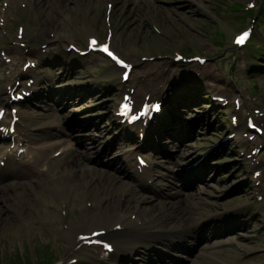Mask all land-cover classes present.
Here are the masks:
<instances>
[{
  "label": "rangeland",
  "instance_id": "1",
  "mask_svg": "<svg viewBox=\"0 0 264 264\" xmlns=\"http://www.w3.org/2000/svg\"><path fill=\"white\" fill-rule=\"evenodd\" d=\"M84 1V3L79 2L77 5L73 0H65L63 10L65 14L63 15L59 12L54 13L52 6H47L42 16H39L38 19L35 18V22L39 25H45V28L54 27L57 30H62L61 36L76 31L77 40L81 43H84L85 38L89 37L90 25L93 32L104 37L110 23L112 25L116 23V35H113L114 43L121 51L136 58V67L139 73L143 71L148 74L153 73V65L157 63L152 64L150 59L142 60L137 56L136 51L146 53V56H156L159 52H172L174 48L185 50L186 48H194L198 51L201 49L213 57L210 60V65L205 69L199 66L195 67V65H187L188 67H195L191 73L200 76V80L203 81L201 85L205 83L211 94L222 91L230 97L221 104L215 101L211 108H208L210 97L206 98L203 95V92L207 90L201 91L199 88L193 87L184 89L176 81L174 75L178 72L177 69L181 63L172 65V67L167 66L171 74L166 79L165 85L172 92L170 96L171 105L175 100L180 103V108L170 107L174 123L170 118V113L165 116L170 132L166 136V141L171 140L168 150L170 153H174L176 148L179 149L178 152H175L174 159L170 157L169 159L179 169L186 163H199V155L211 148L205 157V165H201L203 175L199 183L195 184L196 189L201 187L207 189V194L204 195L211 205L218 204L221 200L227 201L229 204L244 201L245 198L237 191L220 197L219 195L215 196V194H217L218 188L225 191L238 180L240 184H247L244 179L247 172L245 153L241 152L244 146L241 147L239 142L231 136L230 127L232 126L229 123L231 115L233 113L237 115V120L234 122L239 125L245 123L246 116L249 114H255L256 117L264 120V66L263 68L257 67V62L250 60L249 50L237 49L235 50L236 54L233 46V36L253 22L251 9H255V7H251V3L258 4L260 0H137L136 5L131 4L124 9V0H115L117 1L115 2L116 6H119V11L114 12L115 17L113 18L111 15V19H107L105 16L106 0L102 1V4L95 2L92 6H89V0ZM127 8L126 12H121ZM254 15L259 20L255 12ZM258 30L261 29L258 28ZM256 39L258 42H264V39H260L258 36ZM263 42L261 43L263 44ZM251 45L253 46V43ZM74 57V55L67 56L65 63L63 61L58 63L56 60L55 66L57 63L61 65L56 71H61L64 67L67 69L66 74L59 76V79L55 76V80L59 82L58 94L53 96V98L57 97L53 102L49 101L51 104L57 102L59 96L64 94L62 91L68 90L62 100L67 103V109L61 108L59 110L54 103L52 107H49H54L55 116H53V110L48 109L47 103L44 107H39L40 111L37 112V115L46 118L53 116L56 119H61V114L62 119L60 121L67 129H71L73 124L80 125L82 123L81 121L79 123L81 117L92 116L94 114H89L96 113L97 109L105 108L110 101L113 103L115 98L111 95L115 94L114 91L117 90L114 85L110 86V84L108 86L103 84L106 88L103 87L102 82H99L100 79L94 82V77L103 78L104 73L111 71V69L105 68L103 59L96 58L93 61L78 62L76 59L73 60ZM159 61L154 69L157 67L160 69L163 60ZM262 64L264 65V63ZM249 66L251 74L247 72ZM164 67L166 69V66ZM157 72L158 70L155 73ZM147 80L148 77L142 83L147 82ZM235 98H239L245 106L241 112L235 108ZM93 103L98 107H93ZM62 105L65 104L62 103ZM219 106H221L222 113L218 109ZM257 111L258 113H256ZM241 117L242 119H240ZM103 143L105 144V141ZM216 148H220L221 151H216ZM257 156L260 157L261 161H264V151ZM158 159V157L155 158L156 161ZM112 179L111 176L103 179L105 186L111 187L110 191L102 190L103 187L98 185L93 190L84 192L81 200L79 201L78 198L76 205L67 209L66 215L60 212L58 208L51 205L46 206L40 199L32 197L35 206H33V210L29 209L31 211L26 213V219H29H27L25 226L17 217L19 212L12 208L8 209V206H5L7 203L3 205L0 201V208L5 209L0 215V221L2 216L4 218L0 223V264H42L49 262V260L62 259V256H65L63 254L67 246L63 234L69 229L72 231L67 222L85 217L87 213L85 204L88 201H99L100 197L104 196L102 194L108 196L111 192L115 194V197L112 198L113 201L120 202L118 199L121 198V194H125V189L118 188L120 183ZM211 183L217 184L211 188ZM115 190L119 192H115ZM20 194L22 193L19 189ZM9 196V204L12 206L16 200L20 201V199H16V196H14L15 199H11L12 195ZM26 199L28 198H23L22 201ZM151 201L152 203L149 204L155 203V200ZM171 202L175 205L179 204L174 214L179 209L185 212V209L188 208L184 198ZM37 203H41L43 208ZM129 204L133 207L136 206L134 203ZM112 205L115 206V204ZM130 205L125 204L131 209L132 206ZM153 206L157 209L161 208L159 205L154 204ZM207 207V210L211 209L209 206ZM186 213L190 218L193 211L186 210ZM94 214L93 212V216ZM202 215L204 214L199 212L197 218H201ZM109 217L112 220L110 214ZM43 219L46 220L42 221ZM79 226L82 224H75L74 229H78ZM15 228H18L19 232L15 233ZM258 228H260L259 220L258 224L253 225L251 229L256 234ZM259 245L260 243L255 242L254 245L249 244L248 246L253 248Z\"/></svg>",
  "mask_w": 264,
  "mask_h": 264
},
{
  "label": "bare ground",
  "instance_id": "2",
  "mask_svg": "<svg viewBox=\"0 0 264 264\" xmlns=\"http://www.w3.org/2000/svg\"><path fill=\"white\" fill-rule=\"evenodd\" d=\"M239 129H241V128H239ZM48 151L49 150L47 148L39 149L37 151V155L35 156V158H33V161H30V162L25 163V164H20V166H22L21 168H19L21 175L17 174L16 178L20 179V182L22 184L23 193H28L29 191L32 192L33 189L38 190V191L41 190L43 193H45L47 191L48 196H42L41 194H43V193L40 191L39 194L42 197V199L40 196H38V199H40L43 202V204L46 206L51 204L53 207H57L59 205H64L63 200H66L69 203L70 199L68 198V196H66V195L61 196V194L59 193V189L61 187V179L59 178V175L55 174V170L58 167L64 169V165L59 166L58 162L55 159L46 161L47 157H48ZM4 156L9 157V153H4ZM43 163L48 164V172L50 174V177H39L40 175H39L38 167L42 166ZM66 169L68 170V177H70L72 172L68 167H66ZM111 186H112V184H111ZM113 186H114V184H113ZM69 190L70 189H68L67 191H69ZM121 191H122V189H121ZM66 192H64V194H66ZM113 196L115 197V194ZM3 199L4 198L2 197L0 199V201L4 204ZM32 200H33L32 197H28V199L23 200L22 202H30L32 204V206H34V203L32 202ZM113 202L114 201H112V203ZM106 203H107V201L105 202V204ZM105 204H103V207L93 208V212L95 213L93 216V219L95 221H97V224L99 223V225L101 227L93 229L92 232L95 230L106 229V233H107L108 238H110L111 240H113L116 243H119L121 245H126L127 243L134 244L136 241L142 240L141 239L142 235L150 231L148 229H145L142 231L140 229H137L136 230V231H138L137 233L130 232V229L135 226V221L133 219L127 217L126 215L122 214V213H117L115 215L114 219L110 220L108 212L105 211ZM97 205L99 206L98 203H97ZM26 208L33 210L32 207L31 206L29 207L28 204L25 206V209ZM126 210H130V212L132 211L129 207H126ZM4 211H5V209L0 208V215ZM119 224L122 225V229L116 230L115 228ZM68 227L72 228V225L68 224ZM178 228H179L178 225H173V226H171V228L168 229V231L170 233H173ZM14 232L15 233L19 232V229L15 228ZM88 233L89 232H84L83 234H88ZM80 234H82V233L73 234L71 229L66 231V237L68 238V241H69V245H68V249H67V256H70V257L71 256H79V255L85 253L84 249L81 246L78 247L80 242L77 240V237Z\"/></svg>",
  "mask_w": 264,
  "mask_h": 264
},
{
  "label": "snow or ice",
  "instance_id": "3",
  "mask_svg": "<svg viewBox=\"0 0 264 264\" xmlns=\"http://www.w3.org/2000/svg\"><path fill=\"white\" fill-rule=\"evenodd\" d=\"M245 38H246V34H245V37H241L237 42H238V43H241V42H243V39H245ZM93 44H95V41H93ZM104 51H105V52H108L107 47L104 48ZM108 54H109L110 56L112 55L111 52H108Z\"/></svg>",
  "mask_w": 264,
  "mask_h": 264
}]
</instances>
